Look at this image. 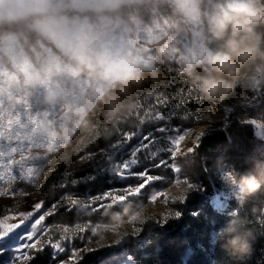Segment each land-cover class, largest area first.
Returning a JSON list of instances; mask_svg holds the SVG:
<instances>
[{
  "label": "rangeland",
  "instance_id": "rangeland-1",
  "mask_svg": "<svg viewBox=\"0 0 264 264\" xmlns=\"http://www.w3.org/2000/svg\"><path fill=\"white\" fill-rule=\"evenodd\" d=\"M118 1L0 0L1 22L8 18H31L32 26L36 32L35 37L39 38L38 41L43 38L46 44H50L47 47L42 67L38 68L28 60L32 55L27 53H33L34 57L37 55L34 50L27 53L14 50L12 43L14 41L21 43L23 41L21 37H16V40L11 38L8 41L4 40L3 45V39L0 38V49L5 53V57H3L5 62L2 57L0 59V93L8 94L9 92L8 97L15 105L8 115L13 112L17 113V107L22 108L20 105L27 104L30 101L28 95L31 96L33 93L36 95L33 106L37 107L39 104L42 106V110L37 111L36 114L26 111V107L23 108L25 111L20 114L27 115L24 123L26 129L29 126L31 128L30 131L23 132V139L25 143L28 142V146L32 150L23 153V155L30 156L36 151L34 149L36 141L47 142L43 153L46 158L45 167L38 173L34 183L17 185L11 178L17 167L16 162L21 160L20 153L12 156H0V218H3L4 215L28 213L33 210V205L43 201L39 192V184L51 169L62 168L63 173L65 170L71 173L81 166L89 164L88 156L82 154V149L91 139L98 119L102 118L109 122L113 118L115 107L120 103V97L143 86L155 84L163 75L189 76L182 69L186 64L195 62L198 58L199 46L205 39L203 32L197 30V25L201 21L198 22L195 16L200 15V12L189 9L186 14V11L180 7L181 0H166L170 6L179 11V14L184 15L187 22L185 32H180L172 24L162 28L144 27L128 31L127 22L132 30L135 27L133 21H130L132 17L120 19L109 13L115 8ZM133 1L139 0H123L125 4ZM37 4L43 5L42 10H36ZM55 46L56 53L51 50ZM14 52L17 54L15 55ZM158 55L165 56L167 62V67L163 71L157 61ZM81 56L104 57L111 62L124 61L133 69L134 75L123 80L104 79L99 76H89L87 73L73 76L67 69L73 67V64H77ZM7 72L15 77L7 76ZM229 98L235 100V107L228 114H224L222 111L220 106L222 102L219 100H209L205 97L199 101L197 124L186 129L184 139L179 143V151L175 153V159H171L170 167L175 173V179L170 183L164 181L162 186L157 187L148 196V205L143 208L141 217L136 220L126 219L114 225H95L91 227L92 229L87 227V231L81 233L80 227L83 226L54 227L48 222L50 216H46L44 224L48 225V228L46 233L40 237L41 243L48 240H60L63 245L67 246V242L63 238L69 236L71 237V246L77 249H100V251L93 252L97 254L96 261H104L105 264H108L109 245H114L118 249L123 243L126 249L129 244L133 243L147 245L153 234L171 235L174 233L185 215V212L177 209V206L186 205L194 195H200L196 194L197 192H201V196L207 200L211 198L209 204L216 212H220V210L216 209L214 194L216 195L220 191L222 196H230L227 209L234 198L232 193L234 186L229 185L230 180L223 179L229 173L219 172L213 178L210 177L216 190L213 191L212 185H210L211 193L207 194L203 187L204 191H195L190 187L192 184L179 175L177 161L178 158H185L194 153L195 151L190 153L189 149L196 150V145L201 141L198 140L200 134L204 133L203 138L214 130L216 125H219L218 129L223 132L225 137H228L229 134L224 127L232 117L233 122L250 123L254 127L255 135L264 139V124L252 121L242 113L243 109L256 108L264 101V89L256 92L237 87L236 95ZM238 104L243 107L237 109ZM40 114L45 116L43 120H41ZM57 123L60 126L56 130ZM222 149L210 150L211 157L219 156ZM81 157L85 158L81 159ZM21 163L26 164L27 162L21 160ZM199 163L206 170L209 162L202 164L200 160ZM156 181L157 179H154L152 185L145 189L154 188ZM127 183L136 184L137 181L132 179ZM226 183L228 186L225 185ZM164 185L166 186L164 187ZM196 186L201 187L200 185ZM16 187L20 189L18 194H2ZM113 188L122 190L123 185L120 184V187L114 185ZM115 194L123 193L117 191ZM153 196L157 197L155 201L152 200ZM185 196L188 197L186 200ZM218 200L223 201L222 198ZM109 209H104L99 214L91 210L80 211L85 215L87 213L100 215ZM40 211L44 212V209L42 208ZM177 211H181L179 218L175 216ZM165 217L168 218L167 223H160ZM10 222L15 223L16 221ZM172 228L175 229L171 231ZM144 229H146L145 233ZM137 231L139 236L135 235ZM169 231L171 232L168 233ZM148 234H150L149 237ZM80 236H83L84 239H80ZM129 237L132 239L129 240ZM47 250L50 253V250ZM87 253L89 252L78 253V257ZM9 255L11 253H7L1 258L2 264ZM68 255H71L70 251L65 252L61 258ZM25 261L26 259L19 264ZM79 264H85V257L79 261ZM130 264H134L131 256Z\"/></svg>",
  "mask_w": 264,
  "mask_h": 264
},
{
  "label": "trees",
  "instance_id": "trees-1",
  "mask_svg": "<svg viewBox=\"0 0 264 264\" xmlns=\"http://www.w3.org/2000/svg\"><path fill=\"white\" fill-rule=\"evenodd\" d=\"M205 4L201 5V16ZM109 13L120 19L132 17L130 21H133L135 27L132 30L129 27V22H127L128 31L144 27H153L154 29L168 27V24L174 25L180 32H185L187 29L184 15L179 14V11L170 6L166 0H139L129 4L119 0L115 8L110 10ZM31 20V18L25 19V17L3 19L2 22L0 21V38L3 39V45L9 38L16 40V37H21L23 39L21 43H16L15 41L12 43L14 50L25 51L26 53L34 50L37 55L34 57L33 53H27L32 55L30 59L27 58L40 68L43 65V60L47 54L46 50L50 44H46L43 38L38 41L39 38L35 37L36 32ZM197 30H201L204 34L202 21L197 25ZM51 50L56 53V46ZM86 52L88 53L89 51ZM4 54L0 49V59L1 57L4 59ZM14 54L16 55L17 53L14 52ZM3 61L5 62V59ZM157 61L161 71L165 70L167 67L165 56L158 55ZM75 65L73 64L72 66L74 67ZM6 71H8L7 68ZM9 75L15 77L7 72V76ZM9 94V92L8 94L0 93V119L3 120L8 118L6 114H9L10 110H13L15 106L14 102L9 99ZM158 94H161V98L163 96L177 97L182 104L179 111L189 113L187 119L173 120V124L180 126L183 130L197 124L199 101L205 98L200 92L197 83L190 76L163 75L155 84L143 86L120 97V103L115 107L113 118L109 122L102 118L98 119L99 121L92 132L91 139L82 149V154L86 155L95 152L97 149L114 142L119 138L120 132H131L137 126L147 131L148 119L156 114L149 105L153 103ZM28 97L30 101L27 104L20 105L22 108L17 107L18 115L25 111L23 110L25 107L26 111L35 112V114L37 111L42 110L41 104L37 105V107L33 106V101H36L35 93L31 96L28 95ZM169 103H173V101L170 100ZM242 113L248 119L264 124V101L256 108L243 109ZM40 116L42 117L41 120L45 118L41 114ZM55 126L57 130L60 125L57 123ZM218 127L219 125L214 126L215 129L201 139L199 148H196L194 153L185 158H178V161L176 160L179 165V175L186 179L188 183L203 187L207 194L211 193L207 175L213 178L219 172H226L232 173L238 179L241 175L254 173L257 164L264 167V139L255 135L254 127L250 123L235 121L229 127L228 134L230 133L229 136H231L232 143L227 152L219 160L207 163L205 173L199 163L201 157L206 153L211 154L210 150L223 148L227 142L226 137ZM161 158L168 162L166 165L151 169L150 174L159 178L154 183V188L145 189L139 196L129 197L131 203L125 201L123 205H117L116 207L120 211L129 204H140L144 208L148 205V196L157 187L162 186L164 181L170 183L175 179V173L170 167L172 160L169 158V154L167 152L160 153L155 162H158ZM207 159H210V157H207ZM88 165L81 166L69 174L84 175L83 170L87 169ZM62 174V168L51 169L39 184V192L46 207L55 203L62 192L69 190L58 186ZM114 185L120 187L119 183L111 180L108 176H104L94 183L81 184L78 188L71 190L80 194L89 192L92 195H96L113 188ZM232 193L234 198L230 202L229 207L225 208V210L219 209L220 212L213 210L209 204L210 201L201 195H194L186 205L177 206V209L184 211L185 215L174 233L171 235L153 234L147 245L133 243L127 246V252L134 260V264H264V192L250 197L245 203L237 201L238 192L235 187ZM113 212L117 211L110 208L104 214L87 213L85 215L80 210L73 209L68 212L62 207L49 217L48 222L54 227L64 228L66 226H85V222L92 221V224L88 226L89 229H92L91 227L95 225H114L128 219L110 221L109 217ZM234 216L246 218L247 226L253 230L255 236L252 240L249 254L243 257L232 254L223 246L225 237L221 234V230L227 227L228 220ZM145 231L146 229H144V233ZM84 257L85 264H105L104 261H96V253L89 252ZM49 259L50 253L45 249L44 253L38 255L31 264H49ZM0 264H2L1 258ZM22 264H28V261L26 260Z\"/></svg>",
  "mask_w": 264,
  "mask_h": 264
},
{
  "label": "snow or ice",
  "instance_id": "snow-or-ice-1",
  "mask_svg": "<svg viewBox=\"0 0 264 264\" xmlns=\"http://www.w3.org/2000/svg\"><path fill=\"white\" fill-rule=\"evenodd\" d=\"M170 100L173 103H169ZM149 107L156 114L148 119L147 131L137 126L131 132H120L119 138L114 142L97 149L95 152L88 153L89 165L87 169L83 170L84 175L76 176L74 173L69 174L65 170L58 186L69 190L62 192L55 203L45 207V202L41 201L33 205V210L28 213L4 215L3 218H0V258L7 253H11L4 264H19L25 259L28 264H31L38 255L44 253L46 248L50 250L49 264H53V262L55 264H79L84 256L79 255L78 257V253L100 251V249H77L71 246V237L69 236L63 238L67 242V246L63 245L60 240H48L42 244L40 237L46 233L48 228L44 221L46 216L54 215L62 207L68 212H71L74 208L78 211L91 210L98 214L107 208H113L119 212L120 209L116 207L117 205H123L125 201L131 203L130 196H139L142 190L152 185L154 179H159L150 174L152 168L161 167L168 162L162 158L155 162L159 154L167 152L169 158L174 160L175 153L179 151V143L186 134V130L173 124L172 121L185 120L189 113L179 111L182 104L175 96H163L161 98V94H158ZM222 110L227 109L222 106ZM6 115L8 117L6 120L0 119V156H12L20 153L21 160L27 163L22 164L21 160H18L15 173L11 178L17 185L34 183L38 173L45 167L46 158L43 153L47 142L39 143L36 141L34 147L36 151L30 156L23 155V153L32 150L29 148L28 142L25 143L23 139V132L31 130L30 126L26 129L24 123L27 115L20 116L16 112ZM203 134H200L198 140H201ZM133 140H135V143H133ZM196 148H199V144L196 145ZM193 151L195 149H189L190 153ZM84 158L81 157V159ZM104 176H108L111 180L122 184V190L109 188L96 195L89 192L80 194L71 190L78 188L81 184L94 183ZM132 179H135L137 183H127ZM223 179L228 181L231 178L225 176ZM225 185L228 186L227 183ZM190 187L195 191H204L202 187L196 185H190ZM19 191L20 189L16 187L2 194L16 195ZM117 191H122L123 194H115ZM187 198L185 196V200ZM156 199V196L152 197L153 201ZM84 201H87V203H84ZM42 208L44 212L40 211ZM180 215L181 211L175 213L176 218H179ZM167 220L168 218L165 217L160 223H167ZM10 221L16 222L11 223ZM91 224L92 221L85 222V226L80 227V232L87 231V227ZM135 235L139 236V232L137 231ZM79 238L84 239L83 236ZM131 239L132 237H129V240ZM108 248V264H130V256L123 243L120 244L118 249L114 245H109ZM68 251L71 252V255L61 258Z\"/></svg>",
  "mask_w": 264,
  "mask_h": 264
},
{
  "label": "clouds",
  "instance_id": "clouds-1",
  "mask_svg": "<svg viewBox=\"0 0 264 264\" xmlns=\"http://www.w3.org/2000/svg\"><path fill=\"white\" fill-rule=\"evenodd\" d=\"M205 0H181L180 7L201 10ZM36 10L43 5L37 4ZM195 19L204 24V41L199 46L198 58L182 71L192 77L200 92L209 100L223 102L236 95L237 87L256 91L264 89V0H206L202 16ZM73 76L87 73L104 79H127L133 69L124 61L111 62L104 57L81 56L74 67L67 69ZM230 186L237 189V201L245 203L264 191V167L257 164L254 173L237 177L232 173ZM140 204L126 205L113 212L110 221L125 218L136 220L143 215ZM135 217V219H133ZM226 250L240 257L251 250L255 238L244 217L234 216L221 230Z\"/></svg>",
  "mask_w": 264,
  "mask_h": 264
},
{
  "label": "water",
  "instance_id": "water-1",
  "mask_svg": "<svg viewBox=\"0 0 264 264\" xmlns=\"http://www.w3.org/2000/svg\"><path fill=\"white\" fill-rule=\"evenodd\" d=\"M256 92H258V90H256ZM241 107H243V105H241V104H238L237 105V109L238 108H241ZM250 107V106H249ZM233 123V117L230 119V122L224 127V129L227 131V132H229V127H230V125ZM230 134V133H229ZM226 140H227V142H226V144H225V146L223 147V149H222V151H221V153H220V155L219 156H215V157H211V155L212 154H208V153H206L205 155H203L202 157H201V161H202V164H205L207 161L208 162H212V161H216V160H219L220 158H222L223 156H224V154L227 152V150H228V148H229V146L231 145V143H232V139H231V136H226ZM207 157H211L210 159H207ZM204 169V168H203ZM204 171H205V169H204ZM206 172V171H205ZM207 178H208V181H209V183H210V185H212V183H211V179H210V177L207 175ZM212 189H213V191H215V188L213 187V185H212ZM196 194H200V195H202V193L201 192H197ZM193 195V194H192ZM209 200H211V198L209 199ZM179 224V221L177 222V225ZM175 228H172L171 229V231H173ZM153 230V229H152ZM151 230V231H152ZM171 231H169L168 233H170ZM149 235L150 234H148L147 236L149 237ZM139 243H141V242H139Z\"/></svg>",
  "mask_w": 264,
  "mask_h": 264
},
{
  "label": "built area",
  "instance_id": "built-area-1",
  "mask_svg": "<svg viewBox=\"0 0 264 264\" xmlns=\"http://www.w3.org/2000/svg\"><path fill=\"white\" fill-rule=\"evenodd\" d=\"M216 190V189H215ZM224 195H225V193H224ZM214 196L217 198V202H215V203H217V205H216V209H224V208H226V206H227V203H228V199L230 198V196L229 197H226V196H222V192H217V194L215 195L214 194ZM220 198H222V200L223 201H221V200H218V199H220ZM223 205V206H222Z\"/></svg>",
  "mask_w": 264,
  "mask_h": 264
},
{
  "label": "bare ground",
  "instance_id": "bare-ground-1",
  "mask_svg": "<svg viewBox=\"0 0 264 264\" xmlns=\"http://www.w3.org/2000/svg\"><path fill=\"white\" fill-rule=\"evenodd\" d=\"M234 101L235 100L228 98L222 102V104L220 105L221 109H222V106H224V108L227 109V110H222L224 112V114H228L235 107ZM214 201L217 202V198ZM216 205H217V203H216ZM221 210H223V209H221Z\"/></svg>",
  "mask_w": 264,
  "mask_h": 264
}]
</instances>
